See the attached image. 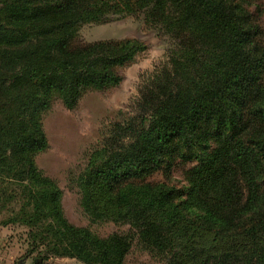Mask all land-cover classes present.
<instances>
[{
  "label": "trees",
  "instance_id": "1",
  "mask_svg": "<svg viewBox=\"0 0 264 264\" xmlns=\"http://www.w3.org/2000/svg\"><path fill=\"white\" fill-rule=\"evenodd\" d=\"M246 1L0 0V226L26 227L29 255L125 264L136 238L164 264H264V48ZM135 14L168 38L167 57L75 178L91 220L130 228L100 237L67 220L33 156L53 98L74 108L147 48L74 44L80 25ZM179 161L192 163L184 191L131 181Z\"/></svg>",
  "mask_w": 264,
  "mask_h": 264
},
{
  "label": "rangeland",
  "instance_id": "2",
  "mask_svg": "<svg viewBox=\"0 0 264 264\" xmlns=\"http://www.w3.org/2000/svg\"><path fill=\"white\" fill-rule=\"evenodd\" d=\"M246 5L253 20L259 24V44L264 48V0H247ZM137 39L146 45L135 60L120 68L122 77L119 84L103 90H87L77 105L66 108L59 98H53L50 107L42 115V128L46 135L47 147L34 154L36 166L44 175L55 181L62 191V210L67 220L76 227H85L100 237L112 233H126L127 224L111 220H91L82 204V194L75 178L83 171L93 149L103 146L116 123L122 122L130 113L132 100L137 96L141 76L152 72L166 60L168 38L145 23L141 14L129 15L106 23H83L80 25L74 44H87L99 40ZM264 81V76H263ZM189 162H180L166 175L159 170L141 179L131 180L134 184L161 182L167 186L186 190ZM124 180L122 182L125 183ZM8 216L0 212V221ZM2 243L12 244L13 262L31 264L38 258L36 253L29 255L27 228L21 225L1 227ZM4 247V248H5ZM69 264H83L70 258ZM67 260V261H68ZM125 264H164L163 258L142 250L135 238L132 241Z\"/></svg>",
  "mask_w": 264,
  "mask_h": 264
},
{
  "label": "crops",
  "instance_id": "3",
  "mask_svg": "<svg viewBox=\"0 0 264 264\" xmlns=\"http://www.w3.org/2000/svg\"><path fill=\"white\" fill-rule=\"evenodd\" d=\"M1 227H8V226H0ZM2 230H0V264H27L21 263V262H13V256H11V249H13L12 245L9 247H5L4 244L2 243L3 238H2ZM5 247V248H4ZM70 258L67 257H52L45 262L41 263V260L38 258H34L31 264H69ZM68 260V261H67Z\"/></svg>",
  "mask_w": 264,
  "mask_h": 264
}]
</instances>
